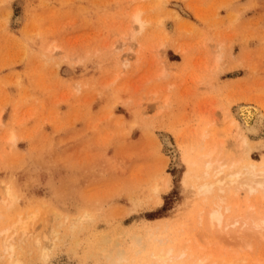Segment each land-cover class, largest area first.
<instances>
[{
  "label": "rangeland",
  "instance_id": "374dc122",
  "mask_svg": "<svg viewBox=\"0 0 264 264\" xmlns=\"http://www.w3.org/2000/svg\"><path fill=\"white\" fill-rule=\"evenodd\" d=\"M247 101L264 104V0H0V230L28 219L0 264L168 248L264 264V228L244 225L264 188L202 195L193 159L240 154ZM259 133L244 151L264 166ZM227 204L244 224L208 222Z\"/></svg>",
  "mask_w": 264,
  "mask_h": 264
},
{
  "label": "bare ground",
  "instance_id": "6f19581e",
  "mask_svg": "<svg viewBox=\"0 0 264 264\" xmlns=\"http://www.w3.org/2000/svg\"><path fill=\"white\" fill-rule=\"evenodd\" d=\"M134 20L136 22H138L141 26H143L144 21L141 17V10L138 9L134 13ZM115 45H116V43L114 44V47H115ZM230 116H231V114L229 115V117ZM231 117H232V120L230 119L231 123H233L234 127L238 129V135L237 136H239V138L241 139L239 141L240 143L238 145V148L241 147L240 148L241 152L238 156L236 155V156L221 158L219 155H215L214 154V151H215L214 148H211L210 150L206 151L205 153L199 154V156H196L195 158H193V159H195L194 161L197 162L196 163V165L198 167L197 169L200 173V177H202L200 182H197L198 179L196 181L197 190L202 195L204 194L205 196H207L208 194L210 195L214 190H221V192H223V191L226 192V190H228L226 188L235 187L237 189L236 192L237 191L240 192V190L242 189L241 191L244 190V193L247 192L248 194L253 195V198L254 197L256 198V196H254L255 193L258 192V190L260 188H262V189L264 188V166L258 164L252 157L248 156L247 155L248 152L245 154L244 145H247L248 147L251 146V145H248V143H249L248 141H249L250 136L258 134L260 132V130L263 128V125H264V104L260 101H247V102L239 103L235 106L234 112L232 113ZM230 126H231V124H230ZM165 141L168 145H171V143H172L169 138H166ZM241 142H242V145H241ZM169 148H170V146H169ZM246 151H247V149H246ZM166 180H167V178L165 179V181ZM159 182H163V181L160 180ZM159 182L156 184H159ZM168 183H169L168 181L165 183V187H167V188L169 187ZM155 188L158 189V185ZM235 188H233V190H235ZM262 194L264 196V191L262 192ZM216 195L218 196L217 193H216ZM225 195H223V196H225ZM239 195L240 194L238 193L237 196H239ZM226 196H229V195L227 194ZM263 196H262V198H264ZM251 198H250V200H251ZM255 198L253 199V201L255 200ZM225 199H227V198H225ZM159 200H160V198H158V201ZM219 200H222V199L220 198ZM261 200H263V199H261ZM219 203L221 204L220 201H219ZM229 204H227L226 207L224 205L223 208H219V206H218V208H216V209L214 208V210H210L209 211L210 212V218H207L208 222L210 220V223L212 225L213 224L216 225V227H217V225L220 226L223 223L225 225L224 226L221 225V227L222 226L223 227L230 226L231 224H234V223L237 224V222H240L241 218L239 219L237 217L238 219L235 220V218H234L233 220H231L230 219L231 216H230L229 220H231L232 223L230 221H229L230 225L225 223V221H224L225 220V213L228 212V210H231L230 209L231 206ZM247 205L249 206V208L248 207L247 208L248 209L252 208V210L250 212L247 211L248 209L245 210L246 215H245V217L244 216L243 217L249 221H248V223H246L247 221L246 222L244 221L246 224L242 223V221H241V224L248 225L250 222L251 223L253 222L255 224V225H253V227L261 226V227H259L260 231H261V228H264V226L262 227V225L264 224V217H262L263 214H261V216H260V214L259 215L257 214L258 216H256L254 214L255 212L251 213V212H253V207H255V206L253 204H247ZM254 210H255V208H254ZM84 214H86V213H84ZM84 214H82V218L85 217ZM90 216L91 215L89 214L88 217L90 218ZM88 217L86 216L85 219H88ZM244 218L242 220H244ZM85 219L83 218L82 220H85ZM27 222H28V219H26V220L25 219H19L16 222H14V223L12 222V224H10L9 226H6L2 230H0L1 231L0 235L5 234V235H2L4 237V238H2L3 243L1 242L2 246H3V244L8 245L9 240H10L9 242L11 243L12 239H15V237L18 235V233L27 232V229H28ZM226 222H228V221H226ZM211 224H210V227H211ZM252 224H251V228H252ZM231 227L229 229H231ZM256 227H255V229H256ZM226 228H224V229H226ZM224 229L222 231L223 233H225ZM255 229H254V232H255ZM251 230H253V229H251ZM52 231L54 232V229H52ZM246 231L247 232L250 231V224H249V226H247ZM263 231H264V229H263ZM254 232L251 231V233H249V234H252ZM235 233H237V232H235ZM225 235L227 237L226 233H225ZM19 237L20 236H18V238ZM235 237H237V236H235ZM231 238L233 240V237H231ZM16 241H18V240H16ZM19 241H21V240H19ZM12 242L14 243L15 241H12ZM2 246L0 245L1 248H2ZM8 246H10V244ZM16 246H15V248H16ZM48 246H50V244L47 245L46 247H48ZM12 247H13V244H12ZM50 247H52V246H50ZM220 248H222V247H220ZM8 249H10L11 251L13 250V248H11V246ZM47 249H49V248H46V251H48ZM199 249H200V246H199ZM5 250H7V248L4 249L3 252ZM121 251H123V250H121ZM134 251L135 252H132V253H130L128 250H126L124 252L118 251L114 256H111V258L109 257L110 264H239V262H240V261L238 262L239 257L238 258L235 257V259H234V257H232L233 260L231 259V257H229V259H231V260H229L228 258H227L228 260H226L225 259L226 256L225 257L219 256L220 254H218V253H220V252H218L217 254L212 256V254L210 255L207 253L204 255L200 251L203 255H197L195 253V252H197V250L196 251L194 250L195 251L194 252L193 250L188 251L185 249V250H181L180 252L177 253L176 251L173 250V248H168L167 250L162 249L158 252H151V253L145 255L142 259L141 255H139V251L138 250H134ZM221 254H222V252H221ZM46 258H47V256H46ZM246 258H248V257H246ZM186 260H188L189 262H187ZM242 260L246 261L247 259L243 258ZM250 262H252V260H250ZM45 263H46V261H45ZM49 263L50 262L47 261V264H49ZM52 264H54V263H52Z\"/></svg>",
  "mask_w": 264,
  "mask_h": 264
}]
</instances>
